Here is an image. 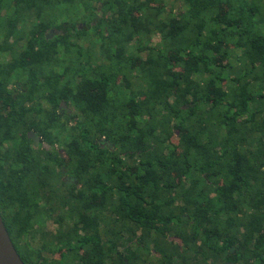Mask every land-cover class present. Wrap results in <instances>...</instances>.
<instances>
[{"label": "trees", "instance_id": "trees-1", "mask_svg": "<svg viewBox=\"0 0 264 264\" xmlns=\"http://www.w3.org/2000/svg\"><path fill=\"white\" fill-rule=\"evenodd\" d=\"M1 35L52 105L21 134L0 117L24 262L38 232L51 264H264V2L0 0Z\"/></svg>", "mask_w": 264, "mask_h": 264}, {"label": "flooded vegetation", "instance_id": "flooded-vegetation-1", "mask_svg": "<svg viewBox=\"0 0 264 264\" xmlns=\"http://www.w3.org/2000/svg\"><path fill=\"white\" fill-rule=\"evenodd\" d=\"M7 26V25H6ZM53 30H47V36L52 34ZM7 43L9 47L7 49L0 51V117L5 120L6 128L9 132H13L16 129V132L21 134L24 131L23 124V106L31 108L32 106H40V112L35 111L34 115L43 114L45 109L48 108L50 114H52V105L49 101V95L41 93V95L33 93L30 85L25 86L27 80L24 75L23 61V45L24 40L21 38L14 37H5L4 35L0 36V44ZM28 61L29 58L27 59ZM43 70H41L38 75L41 78L42 82L45 80H53L54 72L50 70L45 71V63H47L46 58L42 56ZM30 98L24 96H30ZM60 108L67 109L64 102H60ZM42 112V113H41ZM62 113V112H61ZM54 124V121H53ZM15 127V128H14ZM27 136L31 139V145L34 148L38 146L53 148V146L47 145L45 142H42L41 135H37L35 131L28 129L26 131ZM58 152L65 155V152L62 149H58ZM66 179V176L63 177ZM38 232L35 234V240H37L35 253V262L36 264H43L45 261L52 262L53 253L46 252L45 250H38L39 248V236ZM23 237V236H22ZM35 246V241H34ZM24 262V261H23ZM28 264L27 262H24Z\"/></svg>", "mask_w": 264, "mask_h": 264}, {"label": "water", "instance_id": "water-1", "mask_svg": "<svg viewBox=\"0 0 264 264\" xmlns=\"http://www.w3.org/2000/svg\"><path fill=\"white\" fill-rule=\"evenodd\" d=\"M0 264H25L9 236L0 214Z\"/></svg>", "mask_w": 264, "mask_h": 264}, {"label": "rangeland", "instance_id": "rangeland-1", "mask_svg": "<svg viewBox=\"0 0 264 264\" xmlns=\"http://www.w3.org/2000/svg\"><path fill=\"white\" fill-rule=\"evenodd\" d=\"M259 4H260V2H259ZM154 41H158V38H155V39H153ZM101 45V40H97V48H99L98 46H100ZM84 48H87V51H86V53L87 54H89V55H91V51H93V50H90V49H92L93 47L91 46V45H85L84 46ZM69 64H70V62L69 61H67L66 62V65L67 66H69ZM17 248H18V250H19V252H20V254L23 256V257H26L25 255H26V253H25V251H27V248H25V247H22V246H18L17 245ZM51 264V263H50Z\"/></svg>", "mask_w": 264, "mask_h": 264}, {"label": "crops", "instance_id": "crops-1", "mask_svg": "<svg viewBox=\"0 0 264 264\" xmlns=\"http://www.w3.org/2000/svg\"><path fill=\"white\" fill-rule=\"evenodd\" d=\"M255 2H264V0H254Z\"/></svg>", "mask_w": 264, "mask_h": 264}]
</instances>
